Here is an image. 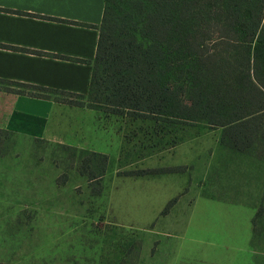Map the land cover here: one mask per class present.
Listing matches in <instances>:
<instances>
[{
    "label": "rangeland",
    "instance_id": "obj_1",
    "mask_svg": "<svg viewBox=\"0 0 264 264\" xmlns=\"http://www.w3.org/2000/svg\"><path fill=\"white\" fill-rule=\"evenodd\" d=\"M134 122L98 123L91 148L110 158L100 195L66 145L4 137L0 264H153L158 250L163 264H264V154L228 151L221 129L178 126L161 141L153 124ZM166 168L179 170L125 175Z\"/></svg>",
    "mask_w": 264,
    "mask_h": 264
},
{
    "label": "trees",
    "instance_id": "obj_2",
    "mask_svg": "<svg viewBox=\"0 0 264 264\" xmlns=\"http://www.w3.org/2000/svg\"><path fill=\"white\" fill-rule=\"evenodd\" d=\"M0 83L6 86L0 91L6 93L45 100L51 98L44 93H60L81 99L65 104L100 112L106 119L114 115L153 124L161 141L178 126L221 129L225 149L261 156L264 0H105L87 96ZM12 135L0 129V148L4 137ZM177 143L174 138L167 146ZM65 149L78 156L79 173L89 184L97 182L91 189L100 195L110 158L70 146ZM174 170L179 169L125 175L152 177ZM259 213L262 210L254 225Z\"/></svg>",
    "mask_w": 264,
    "mask_h": 264
},
{
    "label": "crops",
    "instance_id": "obj_3",
    "mask_svg": "<svg viewBox=\"0 0 264 264\" xmlns=\"http://www.w3.org/2000/svg\"><path fill=\"white\" fill-rule=\"evenodd\" d=\"M104 7L105 0H0V80L87 96ZM105 119L88 108L0 91V129L20 137L94 152ZM157 252L151 263L163 264Z\"/></svg>",
    "mask_w": 264,
    "mask_h": 264
}]
</instances>
